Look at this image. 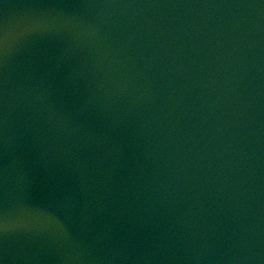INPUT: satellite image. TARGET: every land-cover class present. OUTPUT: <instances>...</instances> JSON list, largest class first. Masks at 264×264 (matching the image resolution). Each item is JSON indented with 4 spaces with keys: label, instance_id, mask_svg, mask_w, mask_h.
Returning <instances> with one entry per match:
<instances>
[{
    "label": "water",
    "instance_id": "1",
    "mask_svg": "<svg viewBox=\"0 0 264 264\" xmlns=\"http://www.w3.org/2000/svg\"><path fill=\"white\" fill-rule=\"evenodd\" d=\"M2 264H264V0H0Z\"/></svg>",
    "mask_w": 264,
    "mask_h": 264
},
{
    "label": "snow or ice",
    "instance_id": "2",
    "mask_svg": "<svg viewBox=\"0 0 264 264\" xmlns=\"http://www.w3.org/2000/svg\"><path fill=\"white\" fill-rule=\"evenodd\" d=\"M0 264H2V262H0Z\"/></svg>",
    "mask_w": 264,
    "mask_h": 264
}]
</instances>
